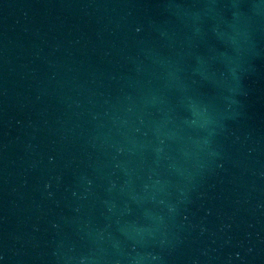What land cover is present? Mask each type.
Masks as SVG:
<instances>
[{
  "label": "water",
  "instance_id": "water-1",
  "mask_svg": "<svg viewBox=\"0 0 264 264\" xmlns=\"http://www.w3.org/2000/svg\"><path fill=\"white\" fill-rule=\"evenodd\" d=\"M0 264H264V0H0Z\"/></svg>",
  "mask_w": 264,
  "mask_h": 264
}]
</instances>
